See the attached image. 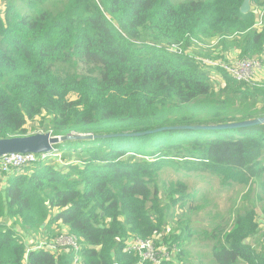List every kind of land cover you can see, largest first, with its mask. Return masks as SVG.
Here are the masks:
<instances>
[{"label": "trees", "instance_id": "16d2710c", "mask_svg": "<svg viewBox=\"0 0 264 264\" xmlns=\"http://www.w3.org/2000/svg\"><path fill=\"white\" fill-rule=\"evenodd\" d=\"M1 1L0 138L87 137L0 170V264L72 263L73 250L32 249L63 231L78 238L80 264H151L127 249L134 239L175 264L200 230L211 264H264L253 241L264 219V122L253 123L264 80L203 63L264 62V23L253 28L245 0ZM196 125L219 128H184ZM239 175L258 185L262 213L248 206L211 230L191 226L186 216Z\"/></svg>", "mask_w": 264, "mask_h": 264}, {"label": "rangeland", "instance_id": "374dc122", "mask_svg": "<svg viewBox=\"0 0 264 264\" xmlns=\"http://www.w3.org/2000/svg\"><path fill=\"white\" fill-rule=\"evenodd\" d=\"M263 5L258 8L256 11L254 9V6H251L250 4V10H253L256 14V20L253 28H260L264 23V0H261ZM2 11V1L0 0V12ZM258 21H262V25L259 26ZM207 47V46H206ZM208 48V47H207ZM193 50L194 53H199L200 49L198 47L191 48L190 52ZM181 52V51H180ZM229 58V61L235 60L238 58L237 56H231ZM251 59H258L256 57H250ZM209 58H206V60ZM205 60V59H204ZM210 60V59H209ZM228 61V62H229ZM204 63V61H203ZM264 65V62H263ZM211 69L212 79L215 86H221L223 85V76L218 73L215 68ZM224 70V69H222ZM225 71V70H224ZM261 80H264L263 78ZM259 81V80H258ZM256 80V82H258ZM64 143V142H63ZM62 144V143H61ZM233 181V186L226 188L223 191L218 190L216 193L214 192L213 197L208 198V205L205 207V209L201 210L200 212L190 213L186 218L191 220V226L195 227H203L206 229L211 230L214 226V221H218L221 218V215L226 212H232V210L236 209L238 211L243 210L245 207L248 206H255V208L262 213L263 210V204L262 201H260V195H259V188L258 185L252 184V181L249 180L248 182L244 177L241 175L236 177H231ZM217 184L219 185V181H217ZM213 186L214 188H217V186ZM221 185V184H220ZM216 190V189H215ZM172 227L177 228V230H182L183 224L177 225V223L174 222V224L171 225L170 229L172 231ZM178 230V231H179ZM200 230V229H199ZM24 231V230H22ZM25 232V231H24ZM202 230L198 231V233L194 234L191 239H188L185 241L184 247H185V258L183 257L182 260H180L179 263L183 264H211L210 259V249L212 246V243L210 240H207L205 237V233L201 234ZM27 234V242L32 243L36 235H33V237H29ZM40 240H38V237L36 239L37 244L42 243ZM256 247L262 251H264V219H260V232L258 236L253 240ZM161 252L159 255H157L158 259L160 260L163 256H165L166 251L165 247L161 248ZM201 252L205 253V256L201 254ZM174 254L171 253L170 259ZM150 261V260H148ZM158 261V260H157ZM151 264H156L154 261H150ZM177 261L174 263L179 264ZM162 264V261H161Z\"/></svg>", "mask_w": 264, "mask_h": 264}, {"label": "built area", "instance_id": "2783aa9c", "mask_svg": "<svg viewBox=\"0 0 264 264\" xmlns=\"http://www.w3.org/2000/svg\"><path fill=\"white\" fill-rule=\"evenodd\" d=\"M262 21H258L257 24L262 25ZM204 63L213 65L216 67H221L226 70L233 78L238 81H244L247 83H254L257 80V76L264 69L263 62L259 59L251 58H237L229 62L222 60H209L205 59ZM52 136H54L51 133ZM55 151V149L53 150ZM48 154H34V153H14L4 155L0 158V170L3 172H8L12 169H21L22 167L28 166L38 160H43ZM48 246L54 251L58 249H65L66 251L73 250L74 259L70 264H80L82 258L80 255V243L78 238L67 231H63L60 235L54 238L49 244L46 245L45 241H42L40 244H36L32 249L43 248ZM127 249L129 251H134L138 253L142 261H154L156 264H163V261L169 259L171 253L166 252L160 260L157 255L161 252V249H156L154 242L152 240L144 239H134L129 241ZM166 250V249H165ZM170 255V256H169ZM158 260V261H157Z\"/></svg>", "mask_w": 264, "mask_h": 264}, {"label": "water", "instance_id": "95a60500", "mask_svg": "<svg viewBox=\"0 0 264 264\" xmlns=\"http://www.w3.org/2000/svg\"><path fill=\"white\" fill-rule=\"evenodd\" d=\"M250 10V1L245 0L241 7L242 13H247ZM264 122V117L254 119L253 123ZM184 128H190L194 130L201 129H213L219 128V126H187ZM84 135L72 136L71 134L67 136H52L51 132H39L34 135L22 136V137H12V138H0V158L4 155L14 154V153H34V154H50L55 149V146L66 142L67 140L75 139L81 140ZM91 137V136H90Z\"/></svg>", "mask_w": 264, "mask_h": 264}, {"label": "crops", "instance_id": "0c3cea01", "mask_svg": "<svg viewBox=\"0 0 264 264\" xmlns=\"http://www.w3.org/2000/svg\"><path fill=\"white\" fill-rule=\"evenodd\" d=\"M264 79V69L259 73V75L257 76V81H262L261 79Z\"/></svg>", "mask_w": 264, "mask_h": 264}]
</instances>
